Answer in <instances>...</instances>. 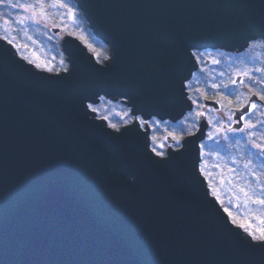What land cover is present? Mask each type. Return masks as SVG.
<instances>
[{
    "label": "water",
    "instance_id": "1",
    "mask_svg": "<svg viewBox=\"0 0 264 264\" xmlns=\"http://www.w3.org/2000/svg\"><path fill=\"white\" fill-rule=\"evenodd\" d=\"M77 2L105 65L69 36V69L49 73L0 37V264H264L199 174L200 132L159 158L137 121L114 131L72 98L128 94L134 113L173 117L192 50L264 39V0Z\"/></svg>",
    "mask_w": 264,
    "mask_h": 264
},
{
    "label": "trees",
    "instance_id": "2",
    "mask_svg": "<svg viewBox=\"0 0 264 264\" xmlns=\"http://www.w3.org/2000/svg\"><path fill=\"white\" fill-rule=\"evenodd\" d=\"M12 2L32 3L33 0H12ZM44 2L46 18H40L38 19V22L27 19L23 24H20L19 20L25 16H33L34 13L31 10L25 12L24 9L12 8L6 3L0 4V20L8 21V28L13 39L18 44L38 49L46 60L51 61V66L49 68L50 72H60L66 69L69 64L67 55L62 50L63 38L59 37L58 34H53L49 27L46 26V21V23H52L53 25L60 27L66 35L77 38L85 46L86 51L97 62L104 64L109 61L110 51L108 46L94 35L75 0H44ZM61 4L67 5V7H62L60 6ZM69 9H71V12H69ZM257 41H261L263 43L262 39ZM254 44H257V42H254ZM89 45H91V47H89ZM251 48L252 47L249 49ZM221 52L225 56H230L227 57L229 59L233 56L231 52ZM260 54L264 56V49H262ZM234 58L235 57H233V60H235ZM262 58L264 59V57ZM222 59L223 56L221 60ZM259 59L256 58L255 64L257 67L264 69V63L262 62L263 59L261 61ZM199 69L200 70H195L185 83V89L193 106L190 107V109H187L183 116L179 115L164 120L154 117L141 120L142 124L146 125L150 130L152 144H156L158 140H160V143L165 144L166 140L161 139L162 132L183 137L192 133L194 129L196 130V120H193L194 116L191 114L195 110L196 105H199V98L212 97L218 100L221 104L228 106H234L240 103L238 97H232V95H234V91L226 84L227 81L225 82V76L223 75V72H221L223 70L222 61L213 65H206L205 63H202ZM249 76L253 77L252 83L257 84L256 88L251 90H254V92L264 90V84L257 83L260 80H264V71H252ZM213 84L218 85V87L213 88ZM225 85H227V89L225 88ZM228 89L232 90V94L228 97V99H222V95H227ZM229 100H231V104H229ZM193 101H195V103H193ZM90 104L96 109L95 112L90 109L91 114L93 116L103 118L107 125L115 124L118 128H120V126L130 123L132 120L137 118L127 101L118 97L100 95ZM209 110L210 116L214 115V112L211 109ZM191 116L192 118H190ZM261 117L262 119H259V121H264V117ZM249 118L251 119V115ZM255 119L256 118L252 120L254 121ZM125 121H127V123H125ZM210 129H208V131ZM256 131V137H264V135H262L264 134V125H259V128H257ZM238 135V132L229 133V139H225L222 135H220L218 139L213 138L211 140L207 139L206 135L201 142V145L203 144V148H201L203 157H216L221 155L223 157L230 158L231 156L237 155L241 160L248 158V152L253 149L250 145H248L244 138L240 140L239 137L241 136ZM155 149L161 152L159 149ZM253 163H255V171L258 172L259 178L264 180V160L262 159L261 162H258V160L255 159ZM202 164L204 165L203 162ZM257 198H264V189L260 192L253 191L252 194H250L248 205H254L255 203L253 201ZM219 202L224 209H230L224 201L219 200ZM241 213L243 214V212ZM241 213L234 212L232 214L237 221L243 222L242 218L247 215L242 216ZM230 219H232V217H230Z\"/></svg>",
    "mask_w": 264,
    "mask_h": 264
},
{
    "label": "rangeland",
    "instance_id": "3",
    "mask_svg": "<svg viewBox=\"0 0 264 264\" xmlns=\"http://www.w3.org/2000/svg\"><path fill=\"white\" fill-rule=\"evenodd\" d=\"M45 24L46 26L49 27V29L52 27H57L59 30L55 34H58L59 37H62L63 42L67 40V38L69 37V35H66V33L60 27L53 25L52 23L51 24L48 22L46 23V21H45ZM8 27L9 26L7 23H5V21L0 20V37L1 38L5 36L7 37V39H4V38L3 39L10 46V48L13 50L15 55L18 58L27 62L30 66L34 67L35 69H40L42 71L50 72L49 68L51 66V61L46 60L38 49L32 48L31 46L25 47L23 45L18 44L13 39L12 34ZM8 40H12L13 43L9 44ZM255 42H257V44L252 45L253 44L252 42L250 43L249 41H247V44L250 43V45L248 46L252 48L249 49L250 47H248L245 50H241V51H239L237 47H228V46H224V48L221 47L226 52L232 53L233 56L231 59L227 58L230 56L223 55L221 51L212 52V51H206V50L199 49L200 51L197 56V59H195V62H196L195 65L197 66L198 64L199 65L198 70H200L199 69L200 65H202V63H204L206 59L210 60L209 64L211 65L217 64V63H213V60H216L219 62L222 61L223 75L225 76V82L227 81L226 84L229 85V87L232 88V90L234 91V95H232V97H238V99H240L239 102L241 104H244L247 101L248 97L252 94V92H254V90L250 92L249 89L256 88L257 84H253L252 79H250L249 77H244L243 73L245 72V70H247L250 75L252 71H255V69L259 68L255 64L256 58L257 59L260 58L259 60L261 61L263 59L262 57H264L262 54H260L262 52V49H264V42L262 43L261 41H257V40ZM77 47H79V49L83 51L85 54L88 53L84 45L77 44ZM236 52H237V55H236ZM222 56H223V59L221 60ZM233 57H235L234 58L235 60H233ZM198 60H202V61L201 62L199 61L198 63ZM262 62L264 63V59L262 60ZM37 64L41 65V67L37 68L36 67ZM195 69L193 68L192 70H190V73H192ZM236 76L243 77L244 83H238L235 85L231 84L230 81L235 79ZM185 83H186V80H184L183 84L181 85V88L183 90V97L179 98V100L177 99V102L175 103V105H166V109L171 110L172 111L171 113L174 114L173 117L179 116V115L183 116L187 108L193 106L192 102H190V98L188 97V93L185 89ZM85 96L86 95L83 90L80 93H76L72 95V98L77 102V104L78 105L81 104L80 106H82L81 107L82 109L86 108L88 105V100H87V97ZM128 96L130 95L123 94V95H116L114 97L126 99V101L129 103L131 102L132 99ZM131 96L133 95L131 94ZM203 98L205 97H202V99ZM211 99L215 100V98H212V97ZM199 100H200V102L198 103L199 105L198 106L196 105L195 110L191 114L194 116L193 120H196V124H197L196 130L194 129L192 133L194 135L196 133L199 134L200 132L203 136V139L207 135V133L213 130L214 126L219 127L221 124L226 125L227 123H229V120H228L229 115L233 114L234 109L240 108L239 106L240 103L234 106L232 105L228 106V105H224L220 103V107L217 110L215 109V113H214L215 116L214 115L210 116L208 113V110L206 111V107L202 104L203 102L201 101L200 98ZM132 107L133 106L130 105L131 109H133ZM139 109L143 115L146 116V114H148V111L145 107L138 108V110ZM262 112H263L262 109L260 112L258 111V109L255 112H251L252 117L256 119L253 121L252 119L254 118L251 117V119H249V122H251L252 124H257L259 119L260 120L262 119L261 117ZM197 113H203V116H197ZM149 116H155L157 118H161V117H158L156 115H151V114ZM166 118L168 119V117H165L163 118V120ZM190 118H192V116ZM216 118H218L217 123L214 122ZM132 123L133 122H131L130 125H132ZM209 125L211 126V129L208 131L207 126ZM257 128H259V125H257ZM257 128L246 130L244 133H239L238 136H241V134L243 135L239 137L240 140L243 137H245V139L248 141V145H251L250 141L252 138L248 136V131L257 132L256 131ZM221 135L222 137H224L223 134ZM167 136L171 138V135L169 133L162 132L161 139H165V137ZM186 137L183 136V139L181 141H184ZM219 137L220 135L216 137L215 139H218ZM241 142H244V141H241ZM256 142L264 144V139L262 140V142L260 140H256ZM157 143H160V140H158ZM167 146L171 148H175L174 149L175 151L183 148V147L177 148L176 146H173L172 142H168ZM200 149H201V146H200ZM200 149H199V156L201 160L198 165V171L200 172L201 175L204 176L206 183L208 184V187H209L208 188L209 192L212 193V195H214L213 193H215L214 196L215 197L218 196L219 197L218 200L224 201L226 205L230 207L229 210L231 213L243 212V214L241 213L242 216L247 215L246 217L242 218V221L245 223L246 227H250L252 230L264 229V205H261L258 203H255V204L253 203L254 205H251V206L248 205L250 194H252L253 191L260 192L262 189H264V187H262L264 186V180L259 178L258 172L255 171L256 169L254 165L255 163H253L255 159H257L258 162H261L262 159L264 160V157L258 154L259 150L252 147L253 150H250L248 152L249 157L245 158L244 160H241L237 155L231 156L230 158L223 157L221 155L216 156V157L212 156V157L205 158L201 154L202 151ZM202 162L204 163V165L202 164ZM109 168L114 173L116 172L113 162L112 164L110 163ZM253 172L256 173L255 176L252 175ZM241 188H245V190L249 192V197H245L244 192L240 190ZM239 222L240 221H238V223L235 225L239 228L240 232L244 236H246L247 233L245 229L238 226Z\"/></svg>",
    "mask_w": 264,
    "mask_h": 264
},
{
    "label": "snow or ice",
    "instance_id": "4",
    "mask_svg": "<svg viewBox=\"0 0 264 264\" xmlns=\"http://www.w3.org/2000/svg\"><path fill=\"white\" fill-rule=\"evenodd\" d=\"M5 3L9 4L12 8H21V9H24L25 12L31 10L34 13L33 16H25V17L21 18L19 20L20 24H23L24 21L27 19H31L34 22H38V17L39 18H46L44 0H33L32 3H13L12 0H0V4H5ZM60 6L67 7V5H63V4H61ZM69 12H71V9H69ZM5 23H8V21L5 20ZM3 38L7 39L6 36ZM8 43L11 44V43H13V41L8 40ZM89 47H91V45H89ZM213 63H219V61L213 60ZM36 67L40 68L41 65L37 64ZM255 71L262 72V71H264V69L257 68V69H255ZM243 76L249 77L250 79H253V77L249 76V72L247 70H245V72L243 73ZM230 83L235 85L237 83V80L233 79L230 81ZM239 83H244L243 77H241V79L239 80ZM257 83L264 84V80H260ZM212 87L216 88V87H218V85L213 84ZM225 88L227 89V85H225ZM249 91L252 92L251 89H249ZM231 94H232V90L228 89L227 95H222V99H228V97ZM252 95L259 97L260 101H264V90L252 92ZM217 102L219 103V101H217ZM193 103H195V101H193ZM229 104H231V100H229ZM87 107L89 109H91L93 112L96 111V109L91 104L87 105ZM257 107H258V105L254 100H248V101H246L245 104H241L240 108H238L236 110V113H235V115L237 116V119H233V116L229 115V117H228L229 123H227L226 125L221 124L219 127L214 126L213 130L207 134V139L211 140L213 138L218 137L221 134H223L225 139H229V133H237V132L238 133H244L246 130H251V129L257 128V125H264V121H258L257 124H252L248 120V114L253 112L254 110H256ZM241 109L244 110L242 114H240ZM197 116H203V113H197ZM241 122H243V127H233L234 124H239ZM125 123H127V121H125ZM109 127L119 131L117 125H115V124H110ZM170 135H171V138L174 141H176L178 144L183 139L182 136L173 135L171 133H170ZM256 135L257 134L255 131H248V136L252 138L250 141L251 146L258 149L259 150L258 154L260 156L264 157V144L256 142ZM262 135H264V134H262ZM201 148H203V144L201 145ZM152 151L157 156H160V157H163L165 155V153L159 152L155 148H153ZM201 154L203 155V153H201ZM249 163H251V162H249ZM252 175L255 176L256 173L253 172ZM262 187H264V186H262ZM240 190L242 192H244L245 197H249V192L247 190H245V188H241ZM213 194L215 195V193H213ZM217 199H219L218 196H217ZM253 202L264 205V198H257ZM224 210H225V212L228 213L229 217H232L231 222L233 224H237L238 221L233 216V214L227 208H225ZM238 226L241 228H244L246 233H247L246 237L242 240V242L244 244H246L250 248H260V249L264 250V229L252 230L250 227H246L244 222H239Z\"/></svg>",
    "mask_w": 264,
    "mask_h": 264
},
{
    "label": "flooded vegetation",
    "instance_id": "5",
    "mask_svg": "<svg viewBox=\"0 0 264 264\" xmlns=\"http://www.w3.org/2000/svg\"><path fill=\"white\" fill-rule=\"evenodd\" d=\"M196 59H197V57H196ZM202 59V58H201ZM199 61H201V60H198V63H199ZM204 63L206 64V65H210V64H207L205 61H204ZM198 65V64H197ZM199 66V65H198ZM221 72H223V70L221 71ZM259 98V97H258ZM240 100V99H239ZM262 103H264V101H257V105H258V107H257V109H258V111H259V109L261 108V106H262ZM240 105H241V103H240ZM239 105V106H240ZM238 106V107H239ZM210 107H208V109H209ZM214 113H215V111L212 109V108H210ZM257 109L256 110H254L253 112H255V111H257ZM233 115V114H232ZM251 115V117H252V113H249L248 114V120L250 119L249 118V116ZM253 118V117H252ZM258 140H261V139H258ZM262 142V141H261Z\"/></svg>",
    "mask_w": 264,
    "mask_h": 264
},
{
    "label": "bare ground",
    "instance_id": "6",
    "mask_svg": "<svg viewBox=\"0 0 264 264\" xmlns=\"http://www.w3.org/2000/svg\"><path fill=\"white\" fill-rule=\"evenodd\" d=\"M80 4H81V3H80ZM81 5H82V4H81ZM82 7H83V6H82ZM99 33H100V32H99ZM100 34L102 35V33H100ZM0 40L2 41L1 38H0ZM0 43H1V42H0ZM112 45H113V44H112ZM2 48H4V47L2 46ZM157 51H158V54H159V53L162 54V53L164 52V50H163L162 48H160V47H157ZM27 70H28L29 72H31V73L36 74L34 69H31V70H30V69H27ZM36 72H37V71H36Z\"/></svg>",
    "mask_w": 264,
    "mask_h": 264
}]
</instances>
